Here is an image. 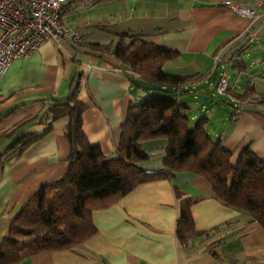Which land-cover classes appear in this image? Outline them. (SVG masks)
<instances>
[{
    "label": "crops",
    "instance_id": "0c3cea01",
    "mask_svg": "<svg viewBox=\"0 0 264 264\" xmlns=\"http://www.w3.org/2000/svg\"><path fill=\"white\" fill-rule=\"evenodd\" d=\"M225 2L257 8V0H72L63 8V23L81 40L48 42L15 60L0 78V243L32 196L66 173L69 119L53 123L50 133L5 165L2 155L15 141L44 133L50 106L68 98L73 78L82 74L78 99L88 107L84 133L106 157L116 155L129 104L148 95L145 88L133 86L126 66L87 44L115 46L118 35L128 33L178 52L164 71L195 76L191 94L182 96L191 107L200 87H213V79L218 82L225 75L228 96H240L235 97L239 103L225 100L210 110L208 131L232 153L233 165L248 148L264 161V17H240ZM236 60H243L247 69H232L233 80L221 75ZM215 120L217 126H211ZM167 145L166 140L145 142L143 150L151 159L140 166L164 169ZM175 189L184 198L178 199ZM184 199H198L192 207L194 223L209 235L183 247L176 228ZM92 219L97 233L85 243L39 253L19 264H264V229L217 199L209 182L190 172L142 184L111 207L94 211Z\"/></svg>",
    "mask_w": 264,
    "mask_h": 264
},
{
    "label": "trees",
    "instance_id": "16d2710c",
    "mask_svg": "<svg viewBox=\"0 0 264 264\" xmlns=\"http://www.w3.org/2000/svg\"><path fill=\"white\" fill-rule=\"evenodd\" d=\"M104 1L110 0L92 3ZM118 39L115 46H85L112 55L130 70L127 75L134 87L152 93L129 104L114 157H106L84 133L83 116L88 107L78 99L82 74L73 78L67 99L53 101L44 133L28 135L10 146L2 155L3 165L42 140L53 123L69 119L65 132L70 146L66 173L41 187L13 220L0 243V264H19L39 253L72 250L96 235L94 211L111 207L142 184L173 180L178 172L204 177L217 199L248 214L264 229V161L248 148L233 165L232 153L221 139L210 135L209 119H192V107L182 96L191 94L190 88L197 82L195 76L168 75L164 71L167 62L178 58V52L161 48L141 35L124 33ZM233 69L243 72L247 66L243 60H236ZM162 91H169L171 96L160 95ZM155 140L168 142L164 169L147 171L140 166L151 159L143 144ZM175 194L178 199L184 198L178 189ZM197 201L184 199L181 203L176 228L180 246L209 235L196 229L192 207Z\"/></svg>",
    "mask_w": 264,
    "mask_h": 264
},
{
    "label": "built area",
    "instance_id": "2783aa9c",
    "mask_svg": "<svg viewBox=\"0 0 264 264\" xmlns=\"http://www.w3.org/2000/svg\"><path fill=\"white\" fill-rule=\"evenodd\" d=\"M72 0H0V78L19 58H27L48 43L60 44L71 37L75 43L81 40L62 21V10ZM225 7L234 14L250 19L264 17V0H257V8L242 7L237 3L225 2ZM217 90L228 100L238 104L233 96H228L229 82L221 77ZM238 115L233 116L236 120Z\"/></svg>",
    "mask_w": 264,
    "mask_h": 264
},
{
    "label": "rangeland",
    "instance_id": "374dc122",
    "mask_svg": "<svg viewBox=\"0 0 264 264\" xmlns=\"http://www.w3.org/2000/svg\"><path fill=\"white\" fill-rule=\"evenodd\" d=\"M233 65L230 68L229 72L226 71L225 68H223V70L221 71L223 75L224 73H226L227 75H229V78H231L232 80L234 79V74H233ZM221 77L219 78L218 82H215V78L212 81L213 87L209 86V85H205L199 88V92L200 94H198V96L194 97L192 96L191 98V102H193V106H192V113H191V117H207L208 112L212 109H215L216 107H221V105H223V101H227L228 97L225 95H220V93L217 90V86L218 83L220 81ZM202 89H204V91H206L204 95H202L201 91ZM209 90V91H207ZM147 93H152L151 91H147ZM170 92H159L160 95L162 96H171V94H169ZM208 98V99H206ZM211 126L216 127V120L213 122V124H211Z\"/></svg>",
    "mask_w": 264,
    "mask_h": 264
}]
</instances>
